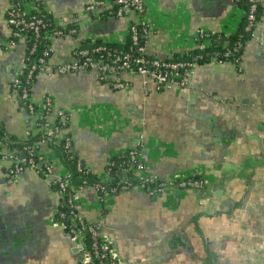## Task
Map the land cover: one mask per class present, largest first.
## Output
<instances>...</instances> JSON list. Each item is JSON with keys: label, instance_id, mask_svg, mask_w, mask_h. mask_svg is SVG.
Returning a JSON list of instances; mask_svg holds the SVG:
<instances>
[{"label": "crops", "instance_id": "crops-1", "mask_svg": "<svg viewBox=\"0 0 264 264\" xmlns=\"http://www.w3.org/2000/svg\"><path fill=\"white\" fill-rule=\"evenodd\" d=\"M39 1L78 30L51 41L30 86L35 103L51 96L50 120L66 113L63 132L73 153L100 178L112 157L135 148L162 180L194 174L204 182L201 188L167 186L153 195L132 187L104 198L91 185L79 189L77 209L99 226L118 263L264 264V0L238 65L193 63L188 84L170 88L123 73L131 85L119 90L95 71L62 73L55 67L86 37L121 41L138 16L88 15L85 6L93 0ZM144 1L147 49L160 58L194 46L198 28L235 32L243 14L235 0ZM9 5L0 0V124L23 139L38 131L37 117L11 90L25 48L23 41L4 48ZM37 151L50 154L56 170L64 169L49 142L41 140ZM10 164L9 158L0 161V264L80 263L83 248L54 219L61 196L49 176L26 168L8 181Z\"/></svg>", "mask_w": 264, "mask_h": 264}, {"label": "built area", "instance_id": "built-area-1", "mask_svg": "<svg viewBox=\"0 0 264 264\" xmlns=\"http://www.w3.org/2000/svg\"><path fill=\"white\" fill-rule=\"evenodd\" d=\"M110 1L117 4L115 15L126 14L129 16V14L134 13L138 16L137 20L129 21L127 30L130 31L133 42H136L137 50L140 54L132 56L129 52L121 51L111 54V51L104 44H96L89 49L87 47H80V42H78L72 49L71 58L56 65V70L62 73L77 70L95 71L100 81L105 80L104 82H107L112 88L118 90L131 85V80L128 77L124 78L122 76L123 73H128L131 76L138 75L142 78L144 84L153 82L158 88L186 86L190 79L191 67L196 61H165L157 56L149 59L144 55L148 53L147 37L150 33V26L144 18V0H93L85 6L86 13L88 15L99 13L101 8L108 7L111 3ZM246 2V28H253L251 37H254L256 34L255 27L258 21L256 14L261 0H246ZM46 13L50 14L46 7H44V4L40 3L39 0H10L5 17L10 34L4 43V48H9L19 41H23L25 51L28 49L32 52L36 47V43H33L28 48L26 45V39L28 37L34 36L37 38L42 35L49 40L42 54L32 59H29V55L24 51L20 71L12 81L11 90L26 105L28 111L36 115L38 131H42L46 135V139L44 138V140L51 144L64 138L65 147L69 148V138L63 132L67 117L66 113L60 111L58 119L54 121L50 120L48 114L53 107L51 96L44 94L42 100L39 103H35L31 100L29 89L26 86H22L19 90L16 86L21 80L20 75L24 74L25 82L30 83L36 72L44 68L46 58L52 51L51 41L55 37H60L64 34L76 35L78 32L75 26L64 27L66 23L71 21L68 17L53 15L47 17ZM135 24L142 26L143 42H138L139 29ZM204 32V28L196 29L194 39L206 34ZM125 35L121 41L125 38ZM90 38L91 41H94L97 37L92 36ZM229 52L227 50L224 54L228 55ZM212 60L222 61L215 56H212ZM234 62L239 64V58L234 59ZM28 133L29 131L26 135ZM40 141L35 140L31 144L25 145L22 152L20 151L18 154L15 153L16 150H4V147L7 148V146L0 142V145L3 146L0 149V161L5 158L11 160V164L6 170V178L8 181L15 180L26 168H31L38 173L49 176L50 182L55 186L61 196L60 203L64 201L65 195L68 194L65 202L69 204L71 217L74 221H77V226L66 229L65 223L55 217L54 219L60 222L70 236L83 248L82 260L78 264H119L117 254L112 251L110 242L101 235L98 225H94L90 229L89 242L86 243L83 240L82 230L85 231L89 223L92 222L85 220L77 209V191L79 189L91 185L100 193V197L104 198L107 195L117 194L132 187L144 189L148 194L153 195L163 192L167 186L201 188L204 185L202 178L194 174L162 180L156 173L147 169L146 162L141 158L137 149L130 148L126 152V158L129 162V169L132 170V175H123L116 185L106 187L103 181L107 182L112 177L106 168V175L104 178H100L101 180L92 184H81L79 187H75L72 183L71 171L68 168L64 167L62 171L56 170L54 158L50 154L45 155L37 151V144ZM78 164H81V161ZM112 164L113 160H110L107 167ZM68 187L72 191H68ZM113 191L118 192L113 193ZM59 214L60 216L65 215L63 211H60Z\"/></svg>", "mask_w": 264, "mask_h": 264}, {"label": "trees", "instance_id": "trees-1", "mask_svg": "<svg viewBox=\"0 0 264 264\" xmlns=\"http://www.w3.org/2000/svg\"><path fill=\"white\" fill-rule=\"evenodd\" d=\"M239 5L243 7V14L241 16L240 23L235 32L230 34H223L221 32H210L205 30L203 36L197 37L195 39V44L192 47L174 50L169 54H166L164 57H161L162 60L165 61H190V62H208L212 59V56L220 58L223 61H231L238 65V63L234 62V59L237 57H241V53L243 47L246 43V40L251 38L252 29L246 28L247 18V2L246 0H235ZM117 4L112 2L108 7H103L99 10L102 17L107 14H115ZM262 13V6L259 4L257 17L259 18ZM47 17H51L52 14L46 13ZM139 29L138 34V42H143L144 38L142 37V26L140 24H135ZM70 26H75L76 24L73 21H70L65 24L64 27L68 28ZM127 34L122 41H113V40H104L100 37L95 38L94 41H91L90 37H86L80 41V47H87L91 49L96 44H104L106 48L111 51V54L115 52H129L132 56L139 55V51L137 50L136 42H133L130 36V31L127 30ZM31 32V31H30ZM29 34V33H28ZM208 38L209 41L205 42L204 39ZM33 43H36L35 49L30 52L28 49L25 51L27 55H29V59H32L35 56L41 55L44 49L47 47L49 40L45 36H39L35 38L34 36L28 37L26 39L27 47H31ZM229 50V54L225 55L224 52ZM145 57L152 59L156 57L155 54H152L148 51V53L144 54ZM21 80L16 85L19 90L22 86H26L30 92V83L25 82V75H20ZM34 78V77H33ZM32 78V80H33ZM105 81V80H104ZM46 139V135L42 133V131H30L28 135H26L23 139L15 138L14 136L8 135L3 127L0 124V142L7 146L9 151L16 150V154L20 151L22 152L23 147L25 145L33 143L35 140H44ZM3 146L0 145V149ZM52 153L56 156L60 157L62 164L64 167L68 168L72 174V183L73 186L79 187L81 184H92L96 181L101 180L99 176H97L93 171L89 170L85 163L78 158V155L73 153L71 148L65 147V140L61 138L56 142L51 143ZM128 151V150H127ZM117 154L112 157L110 160H113V164L107 167V172L112 175L111 179L107 182H104V185L108 187L109 185H116L123 175H132V170L129 169V162L126 158V152ZM81 161V164H78ZM118 190V189H116ZM68 191H72L70 187H68ZM112 192V191H109ZM118 191H113V193ZM68 194L65 195V199L67 200ZM65 199L62 203H60L57 207V211L55 213V218L61 220L66 224V229L69 227L77 226V221H74L70 214V206ZM60 211L65 213L64 216H60ZM94 223H89L88 228L84 231L82 230L83 240L88 243L89 242V231L92 227H94Z\"/></svg>", "mask_w": 264, "mask_h": 264}]
</instances>
